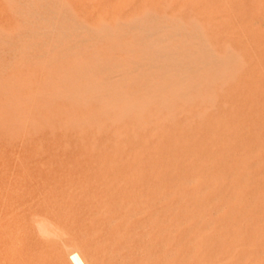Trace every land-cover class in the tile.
I'll return each instance as SVG.
<instances>
[{
    "label": "rangeland",
    "instance_id": "rangeland-1",
    "mask_svg": "<svg viewBox=\"0 0 264 264\" xmlns=\"http://www.w3.org/2000/svg\"><path fill=\"white\" fill-rule=\"evenodd\" d=\"M79 1L14 0L12 2L9 0V3H7L9 6H7L6 0H0V64L3 65L0 66V264H57L56 252L46 247L45 240L47 238L40 233V229H42L40 226L46 227L50 222H53L56 230H53L55 228L51 229L52 237L50 238L55 237L53 235V231H55L58 239L60 237V239H65L67 238V230L71 229L74 226L73 224L76 225L75 222L80 216H90L89 221L91 223H97L118 215L123 220H128L136 214L135 209H131L132 207L129 203L139 199H152V190L160 192L168 207L179 208L182 211V215L185 218V226L196 224L199 216L207 215V212L203 211L201 206L208 205L211 201L207 195H197V188L207 183L218 181L215 173H202L205 170L203 169L204 166L223 165L225 169H233L238 164H191L192 155H195L196 150H183L181 149L183 145L184 148L189 145L190 149H194L196 144H200L215 151L221 150L222 147L230 143L228 136L244 131L246 137H241L242 140L235 144L236 153L239 152L240 145L246 144V147H258L257 154L264 156V0L261 3V0H82L80 3ZM95 1L96 3H93ZM160 1H163V7ZM164 1L167 2L164 3ZM254 1L255 5L252 4ZM87 2L91 4H87ZM257 2L259 3L258 5L262 4L260 5L261 8L259 7L260 9L257 8ZM12 4H14V7ZM224 4L228 7H224ZM10 6L16 12L15 14ZM24 6L26 7L24 8ZM166 6L169 8L166 9ZM252 6L256 7L258 11L256 8L254 10ZM163 9L167 12L166 15ZM249 10H251L250 13ZM73 11L76 15H74ZM82 11L85 17L82 15ZM224 11H226V14ZM229 12L230 15H227ZM252 12L254 15L251 14ZM231 14H234L235 19ZM249 14L253 16L250 17ZM242 15L243 17H241ZM248 16L249 18H247ZM13 17H16L17 20ZM118 20L121 22L119 23ZM115 21L116 24L114 23ZM100 22L103 23L100 24ZM207 23L209 25H206ZM217 24L219 27H217ZM224 24L225 26H223ZM99 25L105 26L104 28L107 31L102 26L99 27ZM226 26L228 29H223ZM113 29H116V33ZM109 30H113V33H109ZM15 31L16 34H14ZM106 32L108 33L106 34ZM246 33L250 34L246 35ZM9 34L11 35L9 36ZM33 36L36 37L33 38ZM241 44L243 47H239ZM228 45L236 49L238 53H245L247 56L246 61L242 63L241 60L232 55L231 51L227 49ZM206 48L207 50H205ZM247 48L251 51L249 49L246 51ZM68 53L71 54L69 55ZM49 55L53 56L50 57ZM41 58L44 60L42 61ZM257 59L258 61H256ZM244 63H246V67L243 71H239L242 70ZM80 66L81 68H79ZM236 66H241V69L239 67L237 68L238 70L236 69L238 73L234 71ZM246 68H248V73ZM226 69L231 73V77L234 74L238 80L233 77L234 81L230 78L229 82L224 77L229 78L228 76H230ZM232 69L234 73H232ZM219 71L221 75L218 74L220 73ZM222 72H225L223 73L224 75ZM212 75H215V78L220 77L213 81L214 77ZM222 75L223 79L225 78L228 82H224L225 79H221ZM69 77L70 79H68ZM62 78L67 79L64 82ZM217 79H221V82ZM222 82L225 83V86ZM181 84L186 88L184 90L187 92L184 93ZM221 84L224 88H222ZM190 85L192 86L191 88L189 87ZM227 86L228 88H226ZM256 86L259 89H256ZM72 89L82 90L80 93L78 91H75V93ZM195 89L198 95L201 94L203 96L199 95L198 97ZM204 90H206V93ZM222 91L224 94H222ZM92 92L94 93L93 95ZM172 92H177L175 93L177 96L172 94ZM159 93L163 96L159 95ZM178 93H181V95L179 96ZM33 95H36V97ZM50 95L51 97H48ZM65 95L66 98H64ZM191 95L194 98L193 100L191 98L192 103L187 102L190 100L189 97H192ZM68 96L72 97L69 98ZM182 96L184 97L182 98ZM213 96L214 102H211L213 101ZM217 96L221 100L216 99ZM196 97H198V100ZM206 97L212 98L211 101H208L210 99ZM177 98L181 101L179 102V99L175 100ZM200 98L207 99L204 102L206 106L201 102ZM77 102H82L83 104L79 105ZM96 102L100 104L96 105ZM107 102H109V109L106 107L108 106ZM23 103L25 104L24 106ZM75 103L79 106L75 105ZM163 104L166 108L163 107ZM212 104L215 106H212ZM221 104L226 105V107ZM102 105L106 106L102 108ZM143 105L145 106L143 107ZM209 105L211 106L209 107ZM168 106L171 107L169 108ZM199 108L202 109H200L198 117L201 113L203 115L201 114L202 117L200 116L199 119L196 116L194 123H192L195 114H198ZM111 109L113 110L110 111ZM180 109L183 114L179 113L181 112ZM211 109L216 111L217 116L214 113L215 111ZM164 110L165 112L168 110L171 115L163 113ZM127 112L129 115L126 114ZM187 113L191 114L192 117ZM52 116L53 118H51ZM95 116L102 119H97ZM105 116L106 118L108 116V118L106 119ZM170 116L175 122L171 120ZM179 118L183 120L181 121ZM186 118H190L187 119L188 123L185 121ZM31 120H34L35 123ZM167 120L170 124L166 123ZM84 121L88 124H84ZM189 121H192V124ZM164 123H166L167 127ZM173 123L176 124L174 125ZM101 124L102 127H100ZM171 125L175 128H172ZM92 128L93 131L91 130ZM165 129L169 131L167 132ZM78 135L81 136L78 137ZM98 135L100 136L98 137ZM184 135L185 137H183ZM80 137L83 142H81ZM167 137L169 138L166 139ZM64 140H66L65 143ZM69 146L72 151L68 148ZM67 148L69 152H66ZM40 149L43 150L40 151ZM254 152L246 153V158L252 157ZM224 155L221 152L211 158H221ZM210 156L206 154L204 158L208 160L211 159L209 158ZM249 165L253 164H246V166ZM194 166L197 169L191 171ZM42 167H44V170H42ZM41 171L43 175H41ZM257 172H255L253 182H256V187L258 188L259 186V188L255 187V191L259 195H263L264 170H258ZM246 175L248 176L247 171ZM97 178L99 179L97 180ZM186 183H189V185H185ZM246 185L249 186L248 181ZM148 186L151 190H149ZM249 189L248 187L247 190ZM246 193L247 205L249 200H251L252 193L249 194V191H246ZM43 207L45 208L43 209ZM38 208H41V211ZM250 215H252L250 212H246V233L248 232L246 249L257 248L262 243V241L258 242L256 238L258 231L262 228V224L259 221H251L249 219ZM259 217H264V214H259ZM62 219L64 222L61 221ZM38 222L43 224L39 225ZM241 223L242 221H236L237 226ZM39 227L40 229H38ZM6 230L9 232L10 238L4 244V232ZM196 232L198 233L202 259L207 258L212 263L220 262L223 258L222 253H226L228 248L223 251L221 250L222 246H216L205 250L207 247L206 239L215 237L219 230L202 228L196 229ZM3 244L6 246L5 248ZM245 257L246 264H264V253L253 256L251 252H247ZM251 260L252 262L250 263L249 261Z\"/></svg>",
    "mask_w": 264,
    "mask_h": 264
},
{
    "label": "bare ground",
    "instance_id": "bare-ground-1",
    "mask_svg": "<svg viewBox=\"0 0 264 264\" xmlns=\"http://www.w3.org/2000/svg\"><path fill=\"white\" fill-rule=\"evenodd\" d=\"M4 1V0H3ZM12 2H14V0H11ZM28 1V0H26ZM42 1V0H41ZM54 1V0H53ZM59 1V0H58ZM82 1V0H80ZM79 1V3H80ZM88 1V0H87ZM209 1V0H208ZM211 1V0H210ZM234 1V0H233ZM257 1V0H255ZM254 1V3L252 4H256ZM259 1V0H258ZM24 2V1H23ZM52 2V1H50ZM56 2V1H55ZM85 2V1H84ZM91 2V1H90ZM90 2H87V4H89ZM101 2V1H100ZM161 2V1H160ZM167 2V1H164V3ZM172 2V1H171ZM223 2V1H222ZM263 2V0L260 1V3ZM4 3V2H3ZM6 4L9 3V0H6L5 2ZM17 3V2H15ZM20 3V2H19ZM38 3V2H37ZM40 3V2H39ZM67 3V2H66ZM82 3V2H81ZM93 3H96L93 2ZM104 3V2H103ZM195 3V2H194ZM199 3V2H198ZM226 3V2H225ZM21 4V3H20ZM43 4V3H42ZM53 4V3H52ZM51 4V5H52ZM91 4V3H90ZM162 4V7H163V1L161 2ZM247 5V3H245ZM259 3L257 2V5ZM11 5V4H10ZM13 7H14V4H12ZM22 5V4H21ZM29 6H31L29 3H28ZM40 5V4H39ZM45 5H46V1H45ZM55 5V4H54ZM60 5V4H59ZM67 5V4H66ZM75 5V3H74ZM253 5V6H254ZM262 5V4H260ZM260 5H258V9H260ZM7 6H9L7 4ZM18 6V5H17ZM71 6V5H70ZM82 6H84V4H82ZM87 6V5H86ZM98 6V5H97ZM189 6V5H188ZM252 6V7H253ZM11 7V6H10ZM26 6H24L25 8ZM32 7V6H31ZM46 7V6H45ZM80 7V5H79ZM224 7H228L227 5L225 6L224 4ZM260 7V8H259ZM9 8V7H8ZM21 8V7H20ZM49 8V7H48ZM55 8V7H54ZM62 8V7H61ZM129 8V7H128ZM165 8V6H164ZM169 8L168 6H166V9ZM190 8V7H189ZM218 8V7H217ZM254 8V7H253ZM256 8V7H255ZM254 8V10H255ZM256 8V9H257ZM12 9V12H14V14L16 13L15 11H13V8L11 7ZM17 9V7H16ZM33 9V8H31ZM226 11H228L227 8H225ZM230 9V8H229ZM248 9V8H246ZM250 9V7H249ZM257 9V11H258ZM263 9V8H262ZM10 10V9H9ZM28 10V9H27ZM45 10V9H44ZM85 10V9H83ZM146 10V9H145ZM157 10V9H156ZM164 12H165V9H163ZM169 10V9H168ZM221 10V9H220ZM240 10V9H239ZM243 10V8H242ZM253 10V11H254ZM264 10V9H263ZM17 11V10H16ZM72 11V10H71ZM167 11V10H166ZM217 11V10H216ZM222 11V10H221ZM219 11V12H221ZM224 11V13L226 12ZM244 11V10H243ZM256 11V12H257ZM10 12V11H9ZM21 12V11H20ZM40 12V11H39ZM51 12V11H50ZM148 12V11H147ZM251 12V10H249V13ZM11 13V12H10ZM71 13V12H70ZM73 13H75L73 11ZM82 15H83V11L81 12ZM192 13V11H191ZM222 13V12H221ZM247 13H248V10H247ZM260 13V12H259ZM258 13V14H259ZM24 14V13H23ZM45 14V13H44ZM146 14V13H145ZM144 14V16H146ZM162 14V13H161ZM165 15L167 14V12L164 13ZM226 14V13H225ZM223 14V15H225ZM253 14V12L251 13ZM264 14V13H263ZM3 15V14H2ZM7 15V14H6ZM13 15V14H12ZM22 15V14H21ZM49 15V14H48ZM55 15V14H54ZM76 15V13L74 14ZM97 15V14H96ZM227 15H230V12L229 14ZM233 15V18H234V14H231ZM254 15V14H253ZM251 15V16H253ZM29 16V14H28ZM84 16V15H83ZM180 16V15H178ZM219 16V15H218ZM237 16V15H236ZM240 16V15H239ZM250 16V14H249ZM249 16L247 18H249ZM250 16V17H251ZM17 17V16H16ZM16 17H13L15 20ZM41 17V16H40ZM75 17V16H74ZM85 17V16H84ZM150 17V16H149ZM148 17V19H149ZM155 17V16H154ZM190 17V16H189ZM197 17V15H196ZM199 17V16H198ZM243 17V15L241 16ZM240 17V18H241ZM245 17V16H244ZM259 17V16H257ZM24 18V17H23ZM145 18V17H144ZM147 18V16H146ZM145 18V19H146ZM217 18V17H216ZM221 18V16H220ZM260 18V17H259ZM13 19V20H14ZM20 19V18H19ZM25 19V18H24ZM30 19V18H29ZM54 19V18H53ZM175 19V18H173ZM235 19V18H234ZM237 19V18H236ZM251 19V18H250ZM12 20V22H13ZM22 20V19H21ZM20 20V21H21ZM134 20H137V19H134ZM133 20V21H134ZM147 20V19H146ZM145 20V21H146ZM195 20V19H194ZM258 20V19H257ZM10 21V20H9ZM19 21V20H18ZM28 21V20H27ZM63 21V20H62ZM166 21V20H165ZM228 21V20H227ZM233 21V20H232ZM236 21V20H235ZM17 22V21H15ZM34 22V21H33ZM42 22V21H41ZM84 22V21H83ZM119 22V20H118ZM121 22V21H120ZM119 22V23H120ZM131 22V21H130ZM189 22V21H188ZM10 23V22H9ZM20 23V22H18ZM18 23H16L18 25ZM37 23V22H36ZM51 23V22H50ZM103 23V22H100V24ZM116 24V21L114 22ZM179 23V22H178ZM195 23V22H194ZM227 23V22H226ZM234 23V21H233ZM232 23V24H233ZM237 23V22H236ZM252 23V22H251ZM255 23V22H254ZM24 24V23H23ZM39 24V23H38ZM43 24V23H42ZM77 24V23H76ZM105 24V23H104ZM114 24V25H115ZM134 24V23H133ZM138 24V23H137ZM150 24V23H149ZM205 24V23H204ZM231 24V23H230ZM27 25V24H26ZM37 25V24H36ZM63 25V23H62ZM191 25V23H190ZM206 25H209L208 23ZM215 25V24H214ZM212 25V26H214ZM253 25V24H252ZM255 25V24H254ZM24 26V25H23ZM35 26V25H34ZM102 26L103 29H105L103 25H99V27ZM107 26V24H106ZM119 26V25H118ZM138 26V25H137ZM225 26V24L223 25ZM232 26V25H231ZM250 26V24H249ZM33 27V26H32ZM47 27V26H46ZM64 27V26H63ZM68 27V26H67ZM108 27V26H107ZM106 27V28H107ZM217 27L218 24H217ZM236 27V26H235ZM238 27V26H237ZM18 29V27H16ZM19 28L21 29L20 25H19ZM44 28V27H43ZM117 28V27H116ZM151 28V27H150ZM226 30L228 29L227 26L224 27L223 29ZM259 28V26H258ZM24 29V28H23ZM34 29V28H33ZM39 29V27H38ZM60 29V28H58ZM94 29V28H93ZM92 29V30H93ZM121 29V28H120ZM209 29V27H208ZM211 29V28H210ZM235 29V28H234ZM240 29V27H239ZM253 29V28H252ZM261 29V28H260ZM19 30V29H18ZM98 30V29H96ZM102 30V29H100ZM106 30V29H105ZM114 32L116 29H113ZM113 30L112 31H108L109 33H113ZM123 30V29H122ZM224 30V31H226ZM231 30V29H230ZM42 31V30H41ZM76 31V30H75ZM95 31V30H94ZM104 31V30H103ZM107 31V30H106ZM120 31V30H119ZM141 31V30H140ZM193 31V30H192ZM241 31V30H240ZM249 31V30H248ZM99 32V31H98ZM105 32V31H104ZM106 32V34L108 33ZM136 32V31H135ZM189 32V31H188ZM221 32V31H220ZM238 32V31H237ZM258 32V31H257ZM18 33V32H17ZM22 33V32H21ZM27 33V32H26ZM69 33V32H68ZM101 33V32H100ZM116 33V32H115ZM123 33V32H122ZM203 33V32H202ZM223 33V32H222ZM241 33V32H240ZM238 33V34H240ZM259 33V32H258ZM257 33V35H259ZM4 34V33H3ZM16 34V31L15 33ZM38 34V33H36ZM65 34V33H64ZM73 34V33H72ZM179 34V33H178ZM199 34H200V31H199ZM233 34V33H232ZM248 33H246L247 35ZM250 34V33H249ZM248 34V35H249ZM5 35V34H4ZM11 34H9L10 36ZM46 35V34H45ZM88 35V34H87ZM163 35V34H162ZM204 35V34H203ZM242 35V34H241ZM256 35V34H255ZM2 36V35H1ZM48 36V35H47ZM102 36V35H101ZM104 36V35H103ZM200 36V35H199ZM222 36V35H221ZM3 37V36H2ZM5 37V36H4ZM26 37V36H25ZM36 37V36H35ZM33 36V38H35ZM117 37V36H116ZM163 37V36H162ZM209 37V36H208ZM215 37V36H214ZM213 37V38H214ZM228 37V36H227ZM239 37V36H238ZM251 37H253L251 35ZM11 38V37H10ZM9 38V39H10ZM47 38V37H46ZM56 38V37H55ZM110 38V37H109ZM202 38V37H201ZM211 38V37H210ZM223 38V37H221ZM226 38V37H224ZM231 38V37H230ZM245 38V37H244ZM261 38V37H260ZM8 39V40H9ZM20 39V38H19ZM29 39V38H27ZM38 39V38H37ZM60 39V38H59ZM141 39V38H140ZM216 39V38H215ZM7 40V41H8ZM18 40V39H17ZM21 40V39H20ZM36 40V39H35ZM48 40V39H47ZM62 40V39H61ZM114 40V39H113ZM155 40V39H154ZM205 40V39H204ZM218 40V39H217ZM240 40V39H238ZM246 40V39H245ZM244 40V41H245ZM15 41V40H13ZM12 41V42H13ZM24 41V39H23ZM29 41V40H27ZM65 41V39H64ZM174 41V40H173ZM190 41V40H189ZM196 41V40H195ZM226 41V40H225ZM233 41V39H232ZM242 41V39H241ZM247 41V40H246ZM16 42V41H15ZM14 42V43H15ZM25 42V41H24ZM39 42V41H38ZM135 42V41H134ZM168 42V41H167ZM186 42V40H185ZM202 42V41H201ZM236 42V41H235ZM240 42V41H239ZM243 42V41H242ZM254 42V41H252ZM264 42V40H263ZM2 43V42H1ZM26 43V42H25ZM56 43V42H55ZM59 43V42H58ZM61 43V42H60ZM86 43V42H85ZM176 43V42H175ZM200 43V42H199ZM205 43H206V40H205ZM227 43V42H226ZM245 43V42H244ZM256 43V42H255ZM20 44V43H19ZM234 44V43H233ZM243 44V43H242ZM240 45L239 47H243V45ZM22 45V44H21ZM28 45V44H27ZM59 45V44H58ZM137 45V44H136ZM219 45V44H218ZM224 45V44H223ZM259 45V44H257ZM264 45V44H263ZM3 46V45H2ZM5 47H7L6 45H4ZM10 46V44H9ZM43 46V45H42ZM49 46V44H48ZM51 46V45H50ZM65 46V45H64ZM70 46V45H69ZM161 46V45H160ZM237 46V45H235ZM4 47V48H5ZM23 47V46H22ZM27 47V46H26ZM31 47V46H30ZM88 47V46H87ZM166 47V46H165ZM193 47V46H192ZM212 47V46H211ZM238 47V48H239ZM247 47V46H246ZM15 48V46H14ZM43 48V47H42ZM83 48V47H82ZM176 48V47H175ZM251 48V47H250ZM48 49V48H47ZM50 49V48H49ZM63 49V48H62ZM93 49V48H92ZM159 49V48H158ZM174 49V48H173ZM196 49V48H195ZM229 51H231V54L234 55L236 58H238L239 60H241V62L243 63V61L245 62L246 61V54L245 53H238L236 52V49H234L232 46H229L228 45V48ZM243 49V48H242ZM249 48L246 49V51H248ZM255 49V48H254ZM1 50V48H0ZM40 50V49H39ZM66 50V49H65ZM68 50V49H67ZM88 50V49H87ZM91 50V49H90ZM145 50V49H144ZM169 50V49H168ZM207 50V48L205 49ZM250 50V49H249ZM25 51V50H24ZM43 51V50H42ZM49 51V50H48ZM71 51V50H70ZM78 51V50H77ZM226 51V49H225ZM228 51V50H227ZM228 51V52H229ZM244 51V50H243ZM251 51V50H250ZM17 52V51H16ZM22 52V50H21ZM57 52V51H56ZM65 52V51H64ZM62 52V53H64ZM69 52V51H68ZM99 52V51H98ZM219 52V51H218ZM228 52H226L228 54ZM260 52V51H259ZM15 53V52H13ZM18 53V52H17ZM37 53V52H35ZM40 53V52H39ZM211 53V52H210ZM225 53V54H226ZM253 53V52H252ZM3 54V53H2ZM44 54V53H42ZM46 54V53H45ZM69 54V53H68ZM71 54V53H70ZM69 54V55H70ZM88 54V53H87ZM144 54V52H143ZM142 54V55H143ZM212 54V53H211ZM227 54H226V57H227ZM230 54V55H231ZM27 55V54H26ZM58 55V53H57ZM60 55V54H59ZM14 56V55H13ZM50 56V55H49ZM48 56V57H49ZM53 56V55H52ZM50 56V57H52ZM56 56V55H55ZM145 56V55H144ZM255 56V54H254ZM262 56V55H261ZM9 57V56H8ZM47 57V56H46ZM45 57V58H46ZM60 57V56H59ZM63 57V56H62ZM185 57V56H184ZM199 57V56H198ZM219 57V56H218ZM224 57V56H223ZM250 57H253V56H250ZM16 58V57H15ZM58 58V57H57ZM194 58V57H193ZM257 58V57H256ZM5 59V58H4ZM10 59V58H9ZM35 59V58H34ZM42 61L44 60L43 58H41ZM64 59V58H63ZM197 59V58H196ZM263 59V58H262ZM1 60V59H0ZM7 60V58H6ZM5 60V61H6ZM24 60V59H23ZM31 60V59H30ZM59 60V59H57ZM65 60V59H64ZM97 60V59H96ZM226 60V59H224ZM232 60V59H231ZM255 60V59H254ZM4 61V62H5ZM16 61V60H15ZM25 61V60H24ZM94 61V60H93ZM249 61V60H248ZM258 61V59L256 60ZM264 61V60H263ZM3 62V61H1ZM7 62V61H6ZM23 62V61H22ZM30 62V61H28ZM56 62V61H55ZM228 62V61H227ZM233 62V60H232ZM12 63V62H11ZM43 63V62H42ZM50 63V62H49ZM54 63V62H53ZM237 63V62H236ZM240 63V61H239ZM241 63V64H242ZM256 63V62H255ZM9 64V63H8ZM22 64V63H21ZM45 64V63H44ZM52 64V63H50ZM71 64V63H70ZM79 64V63H78ZM157 64V63H156ZM220 64V63H219ZM218 64V65H219ZM231 64V63H230ZM6 65V64H5ZM23 65V64H22ZM34 65V64H33ZM98 65V64H97ZM96 65V66H97ZM221 65V64H220ZM228 65V64H227ZM236 65V64H235ZM240 65V64H238ZM250 65V64H249ZM255 65V64H254ZM263 65V64H262ZM0 66H3L0 64ZM26 66V64H25ZM71 66V65H70ZM82 66V65H81ZM81 66L79 68H81ZM206 66V64H205ZM231 67H233L232 65H229ZM242 66V65H241ZM241 66L239 67L241 69ZM10 67V66H9ZM17 67V66H16ZM24 67V66H22ZM44 67V66H43ZM91 67V66H90ZM201 67V66H200ZM225 67V66H224ZM236 66V68L234 69V71H237L238 68ZM242 70H239V71H243V69L246 67V63H244V65L242 66ZM259 67V66H258ZM1 68V67H0ZM20 68V67H19ZM77 67V69H79ZM226 68V67H225ZM249 68V66H248ZM248 68H246V72L248 71ZM13 69V68H12ZM18 69V67H17ZM49 69V68H48ZM179 69V68H178ZM237 69V70H236ZM27 70V69H26ZM65 70V69H64ZM69 70V69H68ZM93 70V69H92ZM104 70V69H103ZM223 70V69H222ZM221 70V71H222ZM227 70V69H226ZM225 70V72H226ZM259 70V69H257ZM263 70V69H262ZM10 71V70H9ZM48 71V70H47ZM205 71V70H204ZM232 73L233 72V69L231 70ZM230 71V72H231ZM51 72V71H49ZM73 72V71H72ZM81 72V71H80ZM220 72V71H219ZM225 72H222L225 73ZM228 72V70H227ZM258 72V71H257ZM5 73V72H4ZM7 73V72H6ZM75 73V72H74ZM100 73V72H99ZM150 73V72H149ZM238 73V71L236 72ZM240 73V72H239ZM248 73V72H247ZM254 73H255V70H254ZM91 74V72H90ZM217 74V73H216ZM219 75H221V72L218 73ZM228 74H230V76H228L229 78H227L226 76H224L226 79L230 80L233 79L234 74H232V77H231V73L228 72ZM42 75V74H41ZM69 75V74H68ZM76 75V73H75ZM81 75V74H79ZM197 75V74H196ZM207 75V74H206ZM224 75V74H223ZM223 75L221 76V79H223ZM256 75V74H255ZM51 76V75H50ZM78 76V75H77ZM92 76H93V73H92ZM213 76V75H212ZM215 76V75H214ZM213 76V77H214ZM238 76V75H237ZM261 76V75H260ZM64 77V76H63ZM91 77V76H90ZM94 77V76H93ZM114 77V76H113ZM173 77V76H172ZM212 77V78H213ZM220 76L216 77V78H219ZM252 77V76H251ZM257 77V76H256ZM259 77V76H258ZM61 78V77H60ZM191 78V77H190ZM215 78V77H214ZM213 78V81L216 80V78L214 79ZM224 78V79H225ZM231 78V79H230ZM236 78V77H235ZM260 78V77H259ZM48 79V78H47ZM64 79V78H62ZM67 78L64 79V82L66 81ZM70 79V77L68 78ZM88 79V78H87ZM172 79V78H171ZM174 79V78H173ZM221 79H217V80H220L221 82ZM223 79V80H224ZM225 79V80H226ZM237 79V78H236ZM86 80V79H85ZM96 80V79H95ZM112 80V79H111ZM115 80V79H114ZM207 80V79H206ZM224 82H228L227 80ZM238 80V79H237ZM252 80V79H251ZM3 81V80H2ZM63 81V80H61ZM60 81V82H61ZM68 81V80H67ZM89 81V80H88ZM142 81V80H141ZM196 81V80H195ZM201 81V80H200ZM264 81V80H263ZM52 82V81H51ZM77 82V81H76ZM92 82V81H90ZM179 82V81H178ZM204 82V81H203ZM219 82V81H218ZM262 82V81H261ZM40 83V82H39ZM63 83V82H62ZM67 83V82H66ZM72 83V82H70ZM69 83V84H70ZM205 83V82H204ZM215 83H217V81H215ZM223 83V82H222ZM235 83V82H233ZM241 83V82H240ZM44 84V82H43ZM48 84V82H47ZM119 84V83H118ZM157 84V83H156ZM198 84V83H197ZM218 84V83H217ZM224 86H225V83H223ZM45 85V84H44ZM73 85V84H72ZM88 86V84H86ZM99 85V84H98ZM141 85V84H140ZM182 85V84H181ZM202 85V84H200ZM207 85V84H206ZM220 85V83H219ZM222 85V84H221ZM242 85V84H241ZM15 86V85H14ZM30 86V85H29ZM46 86V85H45ZM62 86V85H61ZM74 86V85H73ZM79 86V85H78ZM118 86V85H117ZM197 86V85H196ZM208 86V85H207ZM212 86H213V82H212ZM216 86V85H215ZM229 86V85H228ZM228 86L226 88H228ZM5 87V86H4ZM36 87V86H35ZM47 87V86H46ZM64 87V86H63ZM77 87V86H76ZM84 87V86H83ZM183 87V85H182ZM190 88L192 87L191 85L189 86ZM203 87V86H202ZM260 87V86H259ZM1 88V87H0ZM66 88V87H65ZM71 88V87H70ZM87 88V87H86ZM174 88V86H173ZM185 87H183V91L184 93L187 92L184 90ZM209 88V87H207ZM213 88V87H212ZM221 88V87H220ZM222 88L223 85H222ZM221 88V89H222ZM225 88V89H226ZM230 88V87H229ZM254 88V87H253ZM261 88V87H260ZM3 89V88H2ZM61 89V88H60ZM75 89V88H74ZM133 89V88H132ZM177 89V88H176ZM186 89V88H185ZM256 89H259L257 86H256ZM56 90V89H55ZM73 90V89H72ZM79 89H76V90H73L74 92L78 91ZM82 90V89H81ZM80 90V91H81ZM84 90V89H83ZM88 90V89H87ZM91 90V89H90ZM99 90V89H98ZM96 90V91H98ZM181 90V88H180ZM194 90V89H192ZM196 90V89H195ZM200 90V89H199ZM207 90V89H206ZM206 90H204V92L206 93ZM210 91V89H208ZM220 90V89H218ZM227 90V89H226ZM229 90V89H228ZM58 91V90H57ZM61 91V90H60ZM71 91V90H70ZM72 91V93H73ZM80 91H78L80 93ZM117 91V90H116ZM177 91V90H176ZM182 91V90H181ZM180 91V92H181ZM213 91H216V90H213ZM224 91V90H223ZM222 91V94H224ZM235 91V90H234ZM4 92V91H3ZM7 92V91H6ZM75 92V93H76ZM100 92V91H99ZM197 92V90H196ZM212 92V91H210ZM218 92V91H217ZM254 92V90H253ZM256 92V91H255ZM67 93V92H66ZM91 93V92H89ZM120 93V91H119ZM118 93V94H119ZM170 93V92H169ZM177 93V92H175ZM172 92V94H175ZM183 93V92H181ZM181 93L178 95L180 96ZM214 93V92H213ZM51 94V93H50ZM61 94V93H60ZM69 95V93H67ZM78 94V93H77ZM94 93L92 92V95ZM97 94V93H96ZM104 94V92H103ZM110 94V92H109ZM145 94V93H143ZM221 94V92H220ZM3 95V94H2ZM81 95V94H80ZM84 95V94H83ZM99 95V94H98ZM122 95V94H121ZM159 95L163 96L162 94L159 93ZM176 95V94H175ZM189 96V94H187ZM197 95H198V92H197ZM200 96H203L201 94H199ZM198 95V97H199ZM210 95V94H208ZM213 95V94H212ZM226 95V94H225ZM257 95V94H256ZM1 96V95H0ZM36 97V95H33ZM47 96V95H46ZM54 96V95H52ZM74 96V95H73ZM79 97V95H77ZM177 96V95H176ZM186 96V94H185ZM192 96V95H191ZM214 96H216L214 94ZM214 96L212 97L213 98V101H211L212 98H208L210 100L208 101H211V102H214ZM263 96V95H262ZM21 97V96H20ZM31 97V96H30ZM48 97H51L48 96ZM47 97V98H48ZM69 98H71L70 96H68ZM77 97V98H78ZM91 97V95H90ZM156 97V95H155ZM160 97V96H159ZM173 97V96H172ZM184 96H182L183 98ZM198 97L197 100H198ZM66 98V95L65 97ZM62 98V99H64ZM74 98V97H73ZM72 98V99H73ZM92 98V97H91ZM103 98V97H102ZM101 98V100H102ZM150 98V97H149ZM153 98V97H152ZM167 98V97H166ZM181 98V99H182ZM190 100L187 101V102H190L192 103L191 101V98L192 100L194 99L193 96L192 97H189ZM188 98V99H189ZM205 98V99H206ZM223 98V97H222ZM227 98V97H225ZM244 98V97H243ZM61 99V98H59ZM58 99V100H59ZM71 99V101L73 102V100ZM75 99V98H74ZM80 99V98H78ZM77 99V100H78ZM95 99V98H93ZM98 99V98H97ZM108 99V98H107ZM134 99V98H133ZM148 99V98H146ZM156 99V98H155ZM154 99V100H155ZM179 98L175 99V100H178ZM201 99V98H200ZM216 99H219V97L217 96ZM215 99V100H216ZM263 99V98H262ZM16 100V99H15ZM43 100V99H42ZM65 100V99H64ZM91 100V99H90ZM99 100V99H98ZM157 100V99H156ZM167 100H171V99H167ZM166 100V101H167ZM187 100V98H186ZM204 99H201V102H205L206 100L202 101ZM221 100V99H219ZM225 100V99H224ZM228 100V98L226 99ZM230 100V99H229ZM246 100V99H245ZM127 101V100H126ZM134 101V100H133ZM148 101V100H147ZM162 101V100H161ZM164 101V100H163ZM165 101V102H166ZM173 101V99H172ZM181 100L179 99V102ZM16 102V101H15ZM101 102V101H100ZM111 102V101H110ZM160 102V100H159ZM170 102V101H169ZM201 102L198 101V103L201 104ZM218 102V100H217ZM215 102V103H217ZM229 102V101H228ZM54 103V101H53ZM69 103V102H68ZM78 103V102H77ZM75 103V105H80V104H83L84 103V99H83V103L82 102H79L78 104ZM90 103V102H88ZM91 103H92V100H91ZM95 103V101H94ZM109 102H107L108 104ZM125 103V102H124ZM137 103V102H136ZM173 104V102H171ZM196 103V102H195ZM207 103V102H206ZM214 103V104H215ZM220 103V102H219ZM34 104V103H33ZM85 104V103H84ZM100 104V103H99ZM97 104L96 102V105H99ZM106 104V103H105ZM116 104V103H115ZM212 104V106L214 105ZM248 104V103H247ZM25 104L23 103V106ZM73 105V106H75ZM78 105V106H79ZM148 105V104H146ZM154 105V103H153ZM185 105V104H184ZM195 105V104H193ZM205 105V103H204ZM208 105V103H207ZM218 105V104H217ZM221 105H224V104H221ZM8 106V105H7ZM106 106V105H102V108ZM134 106V104H133ZM145 105H143L144 107ZM167 106V105H166ZM173 106V105H172ZM192 106V104H191ZM206 106V105H205ZM211 105H209L210 107ZM215 106V105H214ZM226 107V105H224ZM223 106V107H224ZM244 106V105H243ZM250 106V105H249ZM255 106V105H253ZM83 107V106H82ZM109 109V104L108 106ZM111 107V106H110ZM154 107V106H153ZM162 107V106H161ZM163 107L164 104H163ZM169 108L171 106H168ZM203 107V106H202ZM248 107V106H247ZM260 107V106H259ZM33 108V107H32ZM112 108V107H111ZM132 108V106H131ZM166 108V107H165ZM164 108V109H165ZM188 108H190L188 106ZM211 108H215V107H211ZM230 108V106H229ZM232 108V107H231ZM253 108V107H252ZM79 109V108H78ZM84 109V107H83ZM200 109L202 108H199V110L197 111L198 114L196 115L195 112V117H194V120L193 122L192 121H189L190 124L194 123L195 121V118L197 116V118L199 119V117L201 116V114L203 115V113L200 114V116L198 117L199 115V111ZM220 109V108H219ZM233 109V108H232ZM86 110V109H85ZM105 110V109H104ZM113 109H111L110 111H112ZM137 110V109H136ZM157 110V109H156ZM161 110V108H160ZM166 110V109H165ZM164 112L163 113H168V110L167 112ZM172 110V109H171ZM183 110V109H182ZM213 110V109H211ZM217 110V109H216ZM226 110V109H225ZM253 110V109H252ZM108 111V110H106ZM129 111V110H128ZM170 111V110H169ZM181 111V109H180ZM190 111V109H189ZM196 111V110H195ZM202 111V110H201ZM208 111V110H206ZM215 111V110H213ZM218 111V110H217ZM57 112V111H56ZM99 112V110H98ZM117 112V111H116ZM138 112V111H137ZM144 112V111H143ZM160 112V111H159ZM162 112V111H161ZM178 112V111H177ZM184 112V111H183ZM204 112V111H203ZM105 113V112H104ZM119 113V112H118ZM125 113V112H124ZM179 113H182L179 112ZM208 113V112H206ZM215 115H216V111L214 112ZM235 113V112H234ZM245 113V112H244ZM254 113V111H253ZM35 114V113H34ZM69 114V112H68ZM77 114V112H76ZM128 114V112L126 113ZM170 114V113H168ZM167 114V115H168ZM183 114V113H182ZM188 114V113H187ZM187 114H184V115H187ZM193 114V112H192ZM213 114V113H212ZM218 114V113H217ZM225 114V113H224ZM237 114V113H236ZM3 115V114H2ZM14 115V114H13ZM100 115V113H99ZM105 115V114H104ZM129 115V114H128ZM171 115V114H170ZM175 115V114H174ZM172 115V116H174ZM183 115V116H184ZM189 115V114H188ZM191 115V114H190ZM189 115V116H190ZM214 115V114H213ZM6 116V115H5ZM27 116V115H26ZM126 116V115H125ZM176 116V115H175ZM174 116V117H175ZM188 116V117H189ZM208 116V115H207ZM206 116V118H207ZM217 116V115H216ZM235 117V115H233ZM240 116V115H238ZM237 116V117H238ZM249 116V115H248ZM42 117V116H41ZM96 117V116H95ZM118 117V116H117ZM152 117V116H151ZM158 117V116H157ZM171 117V116H170ZM187 117V116H186ZM192 117V115H191ZM190 117V118H191ZM202 117V116H201ZM252 117V116H251ZM53 118V116L51 117ZM62 118V117H61ZM97 118V117H96ZM100 118V117H99ZM97 118V119H99ZM106 118V116H105ZM108 118V116H107ZM106 118V119H107ZM115 118V117H114ZM124 118V117H123ZM154 118H155V115H154ZM159 118H161L159 116ZM163 118V116H162ZM169 118V117H168ZM177 118V117H176ZM175 118V119H176ZM190 118H186V122L188 123V120L187 119H190ZM205 118V117H204ZM202 118V119H204ZM205 118V119H206ZM236 118V117H235ZM250 118V117H249ZM43 119V118H42ZM102 119V118H100ZM119 119V118H118ZM178 119V118H177ZM201 119V120H202ZM226 119V117H225ZM228 119V118H227ZM231 119V118H229ZM77 121V119H75ZM84 120H86L84 118ZM92 120H94L92 118ZM151 120V118H150ZM171 120L173 122H175L173 120V118L171 117ZM169 120L171 123L172 121ZM179 120H183L182 118H179ZM259 120V119H258ZM257 120V121H258ZM6 121V120H5ZM32 121V120H31ZM58 121H60L58 119ZM87 121V120H86ZM91 121V120H90ZM160 121V120H159ZM263 121V120H262ZM13 122V121H12ZM34 122V120L32 121ZM47 122V121H46ZM45 122V123H46ZM62 122V121H61ZM74 122V121H73ZM78 122H81V121H78ZM85 122V121H84ZM98 122V121H97ZM112 122V121H111ZM152 122V120H151ZM154 122V121H153ZM192 122V123H191ZM201 122H204V121H201ZM222 122V121H221ZM226 122V121H225ZM18 123V122H17ZM35 123V122H34ZM38 123V122H36ZM71 123V122H70ZM82 123H83V120H82ZM80 123V124H82ZM91 123V122H90ZM160 123V122H159ZM166 123H169L168 120L166 121ZM164 123V125L166 124ZM179 123V121H178ZM6 124V123H5ZM41 124V123H40ZM84 124H88V123H84ZM95 124V123H94ZM107 124V123H106ZM151 124V123H150ZM161 124V123H160ZM170 124V123H169ZM174 125L176 123H173ZM172 124V125H173ZM254 124V123H253ZM2 125V124H1ZM23 125V124H22ZM47 125V123H46ZM58 125V124H57ZM153 126V124H151ZM168 125V124H167ZM171 125V126H172ZM173 125V126H174ZM223 125V123H222ZM251 125V124H250ZM41 126V125H40ZM60 126V125H59ZM69 126V125H68ZM71 126V125H70ZM77 126V124H76ZM82 126V125H80ZM85 126V125H84ZM83 126V127H84ZM89 126V125H88ZM97 126V125H96ZM100 126V125H99ZM107 126V125H106ZM161 126V125H160ZM166 126V125H165ZM164 126V127H165ZM172 128H175L173 127ZM187 126V125H186ZM234 126V125H232ZM52 127V126H51ZM61 127V126H60ZM64 127V126H63ZM66 127V126H65ZM93 127V126H92ZM102 127V124L101 126ZM151 127V126H150ZM157 127V126H156ZM167 127V126H166ZM178 127V126H177ZM185 127V126H184ZM198 127V126H197ZM239 127V126H238ZM236 127V128H238ZM27 128V127H26ZM54 128V127H53ZM75 128V127H74ZM85 128V127H84ZM97 128H99L97 126ZM140 128V127H139ZM219 128V126H218ZM234 128V127H232ZM261 128V127H260ZM36 129V128H35ZM67 129V128H66ZM108 129V128H107ZM146 129V128H145ZM184 129V128H182ZM201 129V128H200ZM204 129V127H203ZM243 129V128H242ZM252 129V128H251ZM259 129V128H258ZM62 130V129H61ZM73 130V129H72ZM78 130H80V128H78ZM93 131V128L91 129ZM141 130V129H140ZM161 130V129H160ZM159 130V131H160ZM166 130V129H165ZM172 130V129H171ZM207 130V129H206ZM205 130V131H206ZM238 130V129H237ZM26 131V130H24ZM55 131V129H54ZM59 131V130H58ZM83 131V130H81ZM145 131V130H144ZM167 132L169 130H166ZM164 131V132H166ZM178 131V130H177ZM176 131V133H177ZM60 132V131H59ZM62 132V131H61ZM66 132V131H65ZM67 132H69V130H67ZM99 132V131H97ZM162 132V131H161ZM234 132V131H233ZM232 132V133H233ZM35 133V131H34ZM90 133V132H89ZM171 133V132H170ZM184 133V132H183ZM62 134V133H61ZM72 134V133H71ZM76 134V133H75ZM86 134V133H85ZM161 134V133H160ZM188 134V133H187ZM207 134V132H206ZM220 134V133H219ZM35 135V134H34ZM51 136H53L52 134H50ZM115 135V134H114ZM120 135V134H119ZM43 136V135H42ZM62 136V135H61ZM65 136V135H64ZM81 136V135H78V137ZM100 135H98L99 137ZM137 136V135H136ZM135 136V137H136ZM160 136V135H159ZM168 136V135H167ZM24 137V136H23ZM29 137V136H28ZM128 137V136H127ZM166 137V136H165ZM185 137V135L183 136ZM207 137V136H206ZM226 137V135H225ZM241 137H246V133L243 131V132H240V133H233L231 134L230 136H228V138H230V143L227 144V146H224L221 148V150H214L212 148H209V147H204V146H201L200 144L199 145H195L196 148H192L190 149L189 148V145L188 146H185L184 148V145L181 146L183 150H186V151H195L196 150V153L195 155H192V158H191V164H231V163H234V164H238L237 167L233 168V169H225L223 168V165H217V166H207L205 165L202 171V173H205V174H211V173H215L216 177H218V181H214V182H211V183H207L201 187H198L196 190V194L197 195H207L210 197V203L208 205H202V210L207 212V215H202V216H199L196 224H191L189 225L188 227L184 225V216L182 215V211L179 209V208H171V207H168V204H166L165 202V199L164 197H162V195H160V192L158 191H155V190H152V194H153V198L152 199H149V200H143V199H139L135 202H131L129 203V205H131V209H135L136 211V214L134 215L133 218L131 219H128V220H123L121 218L120 215L118 216H115V217H109L107 219H104L100 222H97V223H91L89 221L90 219V216H86V217H78L77 220H76V225L73 224L74 226L67 230L66 232V236L67 238L65 239H60V235H58L60 238L58 239L57 236H56V233L55 231H53V235L55 236L54 238H50L52 237V230L54 227V223L53 222H50L49 225H47L46 227H42L40 226L42 229H40V227L38 229L41 230L40 233H42L47 239L45 240V244H47V248H50L52 249L53 251L56 252V261H57V264H246V253L247 252H251L253 254V256H257V255H260L261 253L263 254L264 253V217H259V214L263 213L264 214V194L261 196L259 195L258 193H256L255 191V187H256V182H253L254 180V175L256 174L255 172H257L258 170L262 171L264 170V156L262 155H259L257 154V148H254V147H246V144L245 145H240L239 149H238V153H236L234 147H235V144L238 143L239 141L242 140ZM39 138V137H38ZM37 138V139H38ZM51 138V137H50ZM75 138V136H74ZM94 138V137H93ZM153 138V137H152ZM169 137H167L166 139H168ZM29 139V138H28ZM31 139V138H30ZM64 139V138H63ZM71 139V137H70ZM81 139V137H80ZM138 139V138H137ZM158 139V138H157ZM256 139V137H255ZM76 140V139H75ZM78 140V139H77ZM82 140V139H81ZM165 140V139H164ZM180 141V139H178ZM245 140V139H244ZM252 140V139H251ZM23 141V140H22ZM66 140H64V143H65ZM71 141V140H70ZM105 141V140H104ZM109 141V140H108ZM146 141V140H145ZM166 141V140H165ZM250 141V140H249ZM30 142V141H29ZM51 142V141H50ZM83 142V140L81 141ZM138 142V141H137ZM244 142V141H243ZM251 142V141H250ZM31 143V142H30ZM29 143V144H30ZM41 143V142H40ZM49 144V143H48ZM53 144V143H52ZM60 144V143H59ZM41 145V144H40ZM191 145V144H190ZM53 146V145H51ZM76 146V145H75ZM116 146V145H114ZM162 146V145H161ZM263 146V145H262ZM83 147V145H82ZM93 147V146H92ZM51 148V147H50ZM53 148V147H52ZM64 148V147H63ZM70 149V146L68 147ZM67 148V151L66 152H69ZM84 148V147H83ZM87 148V147H86ZM94 148V147H93ZM169 148V146H168ZM177 148H180V147H177ZM55 149V148H54ZM165 149V148H164ZM256 149V150H255ZM20 150V149H19ZM39 150V149H38ZM43 150V149H42ZM40 149V151H42ZM56 150V149H55ZM74 150V149H73ZM79 150V148H78ZM87 150V149H86ZM57 151V150H56ZM70 151H72L70 149ZM255 151V152H254ZM62 152V151H61ZM223 153L225 154L223 157L221 158H216V159H212L213 156H215V154L217 153ZM252 154L253 156L249 157V158H246V153H253ZM43 153V152H42ZM41 153V154H42ZM158 153V152H157ZM44 154V153H43ZM54 154V153H53ZM58 154V152H57ZM90 154V153H89ZM166 154V153H165ZM181 154V153H180ZM208 154V156H211L209 158L211 159H208L206 160L204 158V155ZM50 155V154H48ZM56 155V154H55ZM74 155V154H73ZM81 155V154H80ZM161 155V154H160ZM177 155V154H176ZM237 155H240V156H237ZM165 156V155H164ZM180 156V155H179ZM256 156V157H255ZM36 157V156H35ZM255 157V158H254ZM48 158V157H47ZM54 158V156H53ZM69 158V157H68ZM73 158V157H72ZM175 158V157H174ZM36 159V158H35ZM42 159V158H41ZM44 159H46L44 157ZM55 160V159H54ZM82 160V159H81ZM80 160V161H81ZM166 160V159H165ZM44 161V160H43ZM58 161V159H57ZM172 161V160H171ZM52 162V161H51ZM56 162V161H55ZM72 162V161H71ZM165 162V161H164ZM61 163V162H59ZM51 164V163H50ZM246 164H253V165H249V166H246ZM255 164H262V165H258L256 166ZM48 165V164H47ZM52 165V164H51ZM76 165V163H75ZM81 167V166H80ZM44 167H42V170ZM52 168V167H51ZM56 168V167H55ZM63 168V167H62ZM70 168V167H69ZM72 169V168H71ZM197 167L194 166L191 168V171H194L196 170ZM62 170V169H61ZM174 171V170H173ZM246 171L248 172V176L246 175ZM36 172V171H35ZM42 172V171H41ZM263 174V172H261ZM9 174V173H8ZM35 174V173H34ZM52 174V172H51ZM258 174V172H257ZM261 174V175H262ZM43 175V172L42 174ZM49 177H50V174L48 173ZM37 176V175H36ZM40 177V176H38ZM65 177H67L65 175ZM192 178V177H191ZM38 179V178H37ZM99 178H97L98 180ZM64 180V179H62ZM129 180V179H128ZM248 181V184L249 186L246 185ZM82 182V181H81ZM10 183V182H9ZM66 183V181H65ZM178 184V183H177ZM48 185V184H47ZM54 185V184H53ZM185 185H189V183H186ZM61 186V185H60ZM58 186V187H60ZM92 186V185H91ZM135 186V185H134ZM247 186V187H246ZM149 187V186H148ZM248 187L250 188L249 190ZM4 188V187H3ZM46 188V187H45ZM44 188V189H45ZM131 188V187H130ZM257 188V187H256ZM259 188V186H258ZM257 188V189H258ZM9 189V187H8ZM47 189V188H46ZM149 190H151V188L149 187ZM63 191V190H62ZM65 191H67V189H65ZM64 191V192H65ZM180 191V190H179ZM246 191H249V194L252 193V196H251V200H249V203L246 205ZM58 192V191H57ZM66 193V192H65ZM173 193V192H172ZM15 195V194H14ZM57 196V195H56ZM66 196V195H65ZM182 196V195H181ZM38 197V196H37ZM53 197V196H52ZM261 198V199H260ZM64 199V198H63ZM62 199V200H63ZM203 199V198H202ZM31 200V199H30ZM49 200V199H48ZM32 201V200H31ZM44 202V201H43ZM81 203V202H80ZM97 203V202H96ZM44 204V203H43ZM64 204V203H63ZM62 204V205H63ZM254 204H256L254 206ZM78 205V204H77ZM82 205V204H81ZM100 205V204H99ZM35 206V205H34ZM43 206V205H41ZM45 207H43L44 209ZM16 209V208H15ZM39 209V208H38ZM41 209V208H40ZM39 209V210H40ZM196 209V208H195ZM38 210V211H39ZM108 210V209H107ZM41 211V210H40ZM44 212V210H42ZM83 211V210H82ZM109 211V210H108ZM36 212V211H35ZM61 212V211H60ZM65 212V211H64ZM194 212V211H193ZM246 212H250V220L253 221V222H256V221H259L261 224H262V228L258 231V234L256 236L257 238V241L261 242L260 245L257 247V248H248L246 249V237H247V233H246ZM38 213V212H37ZM64 214V213H63ZM256 217V218H255ZM70 218V217H69ZM41 219V218H40ZM98 219V218H97ZM96 219V220H97ZM27 220V219H26ZM72 220V218H71ZM95 220V221H96ZM62 222L63 219L61 220ZM94 221V220H93ZM236 221H242V223L240 225H236ZM43 222V221H41ZM44 223V222H43ZM42 223V224H43ZM39 224V222H38ZM41 223L39 225H42ZM45 224V223H44ZM37 225V224H36ZM37 225V226H39ZM70 225V224H69ZM71 226V225H70ZM202 228H214L216 230H219V233L213 237L212 239H206V245L207 247L205 248V250H208V249H211L212 247H216V246H222L221 250L225 251L226 248H228V251L226 253H222V260L220 262H217V263H212L209 259L207 258H203L202 259V251H201V247L199 245V239H198V233L196 232V229H202ZM37 229V230H38ZM31 230V229H30ZM53 230H56L53 229ZM61 232V231H60ZM9 232L6 230L4 232V241L3 243L5 244V242H7L10 238V235L8 234ZM39 233V232H38ZM39 233V235H41ZM34 234V233H33ZM32 235V234H31ZM38 235V236H39ZM49 236V237H48ZM26 238V237H25ZM30 238V237H28ZM32 238H35V237H32ZM42 238V237H41ZM40 238V239H41ZM44 238V237H43ZM45 239V238H44ZM27 240V239H26ZM43 241V240H42ZM18 242V241H17ZM27 243V242H26ZM41 243V241H40ZM3 244V247L5 248L6 246ZM12 244V243H11ZM32 244V243H31ZM44 244V245H45ZM32 246V245H31ZM37 246V245H36ZM45 247V246H44ZM22 249V247H21ZM37 249V248H36ZM51 251V250H49ZM220 252V251H219ZM47 253V252H46ZM42 257V256H41ZM46 257V256H45ZM4 258V257H3ZM22 259V258H21ZM16 261V260H15ZM54 262V261H53ZM250 263L252 262L249 261Z\"/></svg>",
    "mask_w": 264,
    "mask_h": 264
}]
</instances>
